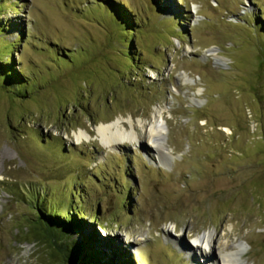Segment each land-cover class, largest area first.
<instances>
[{"label":"rangeland","instance_id":"obj_1","mask_svg":"<svg viewBox=\"0 0 264 264\" xmlns=\"http://www.w3.org/2000/svg\"><path fill=\"white\" fill-rule=\"evenodd\" d=\"M0 6V62L28 82L0 90V264H61L31 236L43 194L82 213L111 264H198L184 249L205 233L210 263L239 250L238 264H264V0ZM156 108L161 153L147 137ZM115 120L138 140L104 146L96 129Z\"/></svg>","mask_w":264,"mask_h":264},{"label":"trees","instance_id":"obj_2","mask_svg":"<svg viewBox=\"0 0 264 264\" xmlns=\"http://www.w3.org/2000/svg\"><path fill=\"white\" fill-rule=\"evenodd\" d=\"M104 5L105 9H109L120 20L127 32H135L136 27L134 26H137V22H133L120 5L108 1ZM261 25L262 27L257 26L256 32H258L262 41L260 44L264 46L263 23ZM6 46L9 47V44H6ZM260 62V64H264V59ZM0 73H2L0 90L3 93L14 96L17 93L21 94L27 91L25 90L28 84L27 80L24 79L21 71H15L11 63L0 62ZM72 196L69 203H67L69 207L80 206V203H77L75 199L72 200ZM44 202V194L39 202L35 201L33 209L39 214V217L29 226H31V236L33 238L50 242V247L55 251L53 258H57L61 264H111V261L105 262L102 254H100L101 252L97 250L96 233L89 234L84 231V225L80 221L82 213L74 211L73 208L62 209L64 212L51 210V206L46 207ZM89 220L95 221L93 217ZM73 233L79 237V241L72 240Z\"/></svg>","mask_w":264,"mask_h":264},{"label":"bare ground","instance_id":"obj_3","mask_svg":"<svg viewBox=\"0 0 264 264\" xmlns=\"http://www.w3.org/2000/svg\"><path fill=\"white\" fill-rule=\"evenodd\" d=\"M161 118V112L156 108L155 114H153L152 120L149 124L148 129V138L151 141V144L156 149L157 152L161 153L158 144L160 145V142L165 139L166 134V126L165 122H162ZM96 132L100 136L101 143L104 146H118L122 142L128 141L133 142L137 141V135L133 128H131V131L128 132L125 129H123V126L119 121L112 122L105 125H100L97 127ZM83 135L80 133L77 135V140L79 141ZM85 137V136H84ZM5 153L0 154V162L3 161ZM212 237L213 234L211 233H205L201 237H198L196 239L192 240V244L188 245V249H184L185 253L188 255V252L192 254V256L197 257L193 258L197 260L198 264L200 261L201 264H238L239 262V256L240 251L234 250L230 252H223L220 253L219 256L215 257V262L210 261L211 256V244H212ZM179 238L175 239V242L179 243ZM189 256V255H188ZM189 256V257H192ZM200 259V260H198ZM214 262V263H213Z\"/></svg>","mask_w":264,"mask_h":264}]
</instances>
